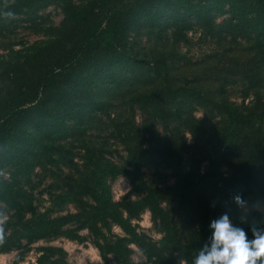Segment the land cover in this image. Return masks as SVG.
Instances as JSON below:
<instances>
[{"label":"trees","instance_id":"obj_1","mask_svg":"<svg viewBox=\"0 0 264 264\" xmlns=\"http://www.w3.org/2000/svg\"><path fill=\"white\" fill-rule=\"evenodd\" d=\"M54 1L63 17L46 28L47 39L0 59V202L13 219L0 253L53 237L82 242L87 230L103 264H194L211 221L223 213L253 238L251 229L262 228L264 216L247 218L234 197L264 196V0H13L0 15L33 24ZM218 15L225 18L217 22ZM195 26L218 45L246 42L248 61L219 59L228 67L235 61L231 69L244 82L243 99L251 96L248 104L229 99L225 76L215 93L166 79L174 49L165 44L187 42ZM141 37L152 45L144 57L134 48ZM114 91L124 108L113 123L126 151L122 164L86 137L98 116L110 117ZM197 108L206 121L196 118ZM135 109L151 122L135 125ZM76 142L85 154L81 165ZM37 166L75 171L53 207L72 203L76 212L53 215L34 205L24 184ZM146 166L158 176L169 169L174 183L149 180ZM119 175L129 177L131 188L114 200L109 180ZM144 211L162 233L157 242L134 223ZM114 226L123 236L112 233ZM131 244L144 263L132 259ZM39 251L38 264H66L61 247Z\"/></svg>","mask_w":264,"mask_h":264},{"label":"rangeland","instance_id":"obj_2","mask_svg":"<svg viewBox=\"0 0 264 264\" xmlns=\"http://www.w3.org/2000/svg\"><path fill=\"white\" fill-rule=\"evenodd\" d=\"M13 0H8V4ZM5 0H0V8L4 6ZM63 17V12L60 3L54 1L44 8L35 22L31 24L28 21H24L23 16L11 15L3 19L0 15V59L6 58L11 50H24L31 43L46 40V28L48 26H58ZM224 15H218L217 22H220ZM189 40L185 43L171 44L167 42L164 47L172 48L171 52L174 63L169 61V72L166 77L167 80L173 83H185L197 82L204 89L209 90L211 93H215L221 77H226L225 92L230 100L234 101L238 105H245L251 100V96L243 99L245 85L244 82L236 75H234L231 65L234 64V60H231L229 67L227 65L228 60H220L222 56H231L237 58L243 63L251 58V53L246 47L244 40H238L237 44H216L214 39L208 35H205L198 27L195 26L194 31L188 33ZM137 43L134 48L138 52L139 57L147 55L152 45L144 38L137 39ZM110 106V117L98 116L93 127L87 131L86 137L89 138L96 147L106 148L103 156L109 160L122 164L124 162L123 157L126 156V151L116 139V123L117 117L124 108H121L119 96L114 91L108 97ZM197 119L206 121V115L203 110L197 108L194 112ZM133 123L137 126L148 125L151 120L143 114L140 110L135 109L133 112ZM130 118V117H127ZM111 119L114 122H111ZM115 123V124H113ZM152 125H154L152 123ZM157 129L161 131L160 125H157ZM185 139L187 143H191V137L188 133H185ZM103 144L104 146H99ZM78 142L73 147L75 152V160L81 165L84 157V150L80 148ZM148 174L146 178L159 183L172 184L175 178L170 176L169 169H160L161 176L152 174L154 169H149L147 166L143 168ZM226 167L222 168L224 175L226 174ZM8 172H5V176H8ZM77 174L72 169L66 166L51 167L37 166L31 173L30 182L24 184V188L30 192L33 196L34 205L41 211L51 210L53 215L66 214L68 212H76V206L72 203H67L61 209L57 210L53 207L55 194L64 190L67 183L76 178ZM168 176V177H166ZM109 185L114 200H119L124 196L131 188L130 179L128 176L119 175L109 180ZM242 207V213L249 218L253 212H257L264 216V196L252 197L248 196L244 200ZM172 208L173 203L167 204ZM0 212H3L5 223L3 225L6 234L9 233V229H6V223L12 221V212L6 206L0 202ZM137 224L140 232H143L150 236L154 241H159L162 237L159 229L152 222L150 213L144 211L138 220L134 221ZM264 228V226L262 227ZM83 236L82 242L70 240L65 237H53L47 239H41L35 241L29 246L22 247L20 249L10 250L8 252L0 253V264H38L37 257L40 254V247L44 245H54L61 247L66 252V264H103L100 258L97 248L92 243V236L87 230H82ZM112 233L116 236H123V232L114 226ZM131 247V257L137 263H144L146 257L140 251V249L134 244ZM20 256L19 260L16 258ZM183 264V262H182Z\"/></svg>","mask_w":264,"mask_h":264},{"label":"clouds","instance_id":"obj_3","mask_svg":"<svg viewBox=\"0 0 264 264\" xmlns=\"http://www.w3.org/2000/svg\"><path fill=\"white\" fill-rule=\"evenodd\" d=\"M7 6L8 0H5L4 7ZM3 14L12 15L11 12ZM234 199L241 206L245 203L239 195ZM4 223V214L0 212V243L5 239ZM210 229L209 241L199 248L194 264H264V228L253 226V238L249 239L245 229L223 213L211 221Z\"/></svg>","mask_w":264,"mask_h":264}]
</instances>
